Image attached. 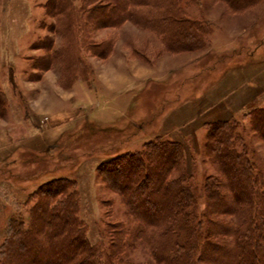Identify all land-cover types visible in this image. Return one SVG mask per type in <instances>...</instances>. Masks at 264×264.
I'll return each mask as SVG.
<instances>
[{
  "label": "rangeland",
  "instance_id": "1",
  "mask_svg": "<svg viewBox=\"0 0 264 264\" xmlns=\"http://www.w3.org/2000/svg\"><path fill=\"white\" fill-rule=\"evenodd\" d=\"M48 1L0 0V135L19 143L63 124L55 149L18 148L0 161V243L11 217L21 218L25 226L30 222L28 211L40 185L65 179L72 183L68 191H74L75 214L91 243L112 252L116 264L150 262L136 237L140 225L105 182L101 162L139 150L161 135L183 144V167L200 187L216 174L205 154L206 123L227 115L238 121L264 181V142L242 119L246 108L264 106V0L238 12L222 0L182 3L191 18L205 21L208 28L202 49L177 54L166 52L154 33L129 22L88 34H53ZM69 1L78 10L79 0ZM46 37L53 40V49L73 45L72 60L60 56L51 69H42L50 51L37 47ZM102 41L111 46L98 57L88 48ZM233 68L250 73L240 88L257 90L226 114L221 107L228 108L229 102L207 99L217 97L223 75ZM56 113L63 118H52ZM198 209L205 211L203 195Z\"/></svg>",
  "mask_w": 264,
  "mask_h": 264
},
{
  "label": "trees",
  "instance_id": "2",
  "mask_svg": "<svg viewBox=\"0 0 264 264\" xmlns=\"http://www.w3.org/2000/svg\"><path fill=\"white\" fill-rule=\"evenodd\" d=\"M182 1L79 0L76 10L69 0H49L45 10L55 21L53 34H88L129 22L154 33L166 52L177 54L202 49L208 28L181 5L195 0ZM222 1L238 12L256 0ZM44 40L37 48L50 52L42 69H51L60 56L72 60L73 45L53 49V40ZM109 43L88 49L101 57ZM242 119L249 120L264 142V106L246 108ZM204 148L216 174L200 187L183 167V144L161 135L139 150L104 160L99 170L140 225L136 237L151 258L145 264H264V181L238 121L225 117L206 123ZM71 185L65 179L43 183L34 193L30 222L25 226L21 218L9 219L0 243V264H116L112 252L107 254L87 239L75 214L74 191H68ZM202 195L205 211L198 209ZM110 245L117 242L110 240ZM122 245L120 239L118 247Z\"/></svg>",
  "mask_w": 264,
  "mask_h": 264
},
{
  "label": "crops",
  "instance_id": "3",
  "mask_svg": "<svg viewBox=\"0 0 264 264\" xmlns=\"http://www.w3.org/2000/svg\"><path fill=\"white\" fill-rule=\"evenodd\" d=\"M253 69V68H251ZM250 77V73L244 72L242 73L240 69H231L228 73L223 75L225 78L224 86L222 89L218 90L217 97L207 99V101H214V102H229L228 108L225 106H222L221 109L224 113H228L229 111H232L233 109L239 108V102H245L246 100L251 99L255 93V90H257V87H248L246 88H240V82L243 78V76ZM215 93V92H214ZM245 96L246 98H244ZM224 105V104H222ZM231 115V114H230ZM229 115V116H230ZM61 119L63 118V114L56 113L55 116L53 114L52 118ZM228 117L227 116H224ZM213 121V120H211ZM61 132H63V124H59L57 126L46 128L44 131L42 130L41 136H37L36 140L32 137H25L22 139L21 142L15 143L8 134L5 133V135H0V161H3V158L6 155H11L12 153H15L18 148H29V147H36L41 148L44 146V150L42 151L45 153V151L55 149L58 146V139L61 136ZM4 134V133H3ZM2 155V156H1ZM8 156V157H9ZM38 157V156H37ZM7 159V158H6Z\"/></svg>",
  "mask_w": 264,
  "mask_h": 264
}]
</instances>
